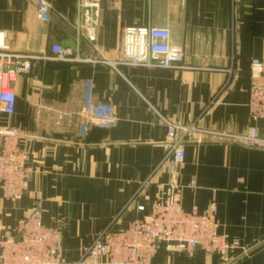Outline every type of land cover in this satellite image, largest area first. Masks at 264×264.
<instances>
[{"label":"crops","instance_id":"0c3cea01","mask_svg":"<svg viewBox=\"0 0 264 264\" xmlns=\"http://www.w3.org/2000/svg\"><path fill=\"white\" fill-rule=\"evenodd\" d=\"M76 20V0H0L11 50L38 57L13 84L15 114L0 116L32 154L23 198L0 196V241L38 209L64 234L63 264H76L114 219L123 229L149 217L170 182L169 165L159 167L167 130L157 111L196 128L177 169V200L187 212L215 207L232 248L222 260L162 247L152 264H264V149L215 135L255 128L264 137V120L248 112L250 62L264 59V0H107L94 43L78 36ZM148 25L170 30L185 69L112 64L123 30ZM58 43L93 62L55 60ZM102 103L113 108L112 122L93 116Z\"/></svg>","mask_w":264,"mask_h":264},{"label":"built area","instance_id":"2783aa9c","mask_svg":"<svg viewBox=\"0 0 264 264\" xmlns=\"http://www.w3.org/2000/svg\"><path fill=\"white\" fill-rule=\"evenodd\" d=\"M105 1L76 0L78 36L91 43L96 41L101 5ZM7 39V31L0 30V116L11 117L17 103L13 84L31 71L33 61L38 57L13 52ZM51 52L58 61L93 62L80 58L60 43L52 45ZM121 52L120 60L112 63L114 66L186 68L185 52L171 44V33L166 28L148 25L124 29ZM147 95L151 97L153 94ZM143 98L149 104L146 97ZM92 112L102 122L114 120L113 108L109 104H97ZM155 112L167 130L166 154L159 167L169 165L170 182L159 187L162 201L153 206L149 217L137 219L126 228L118 229L114 219L95 237L76 264H152L164 243L167 248L177 251L200 248L222 260L230 252L232 246L220 233L215 207L205 213H199L197 208L187 212L177 200V169L184 165V144L196 128L173 123ZM248 112L252 121L264 120V59L252 58L250 62ZM215 135L244 147L264 149V137L255 128L242 135ZM31 160L32 154L20 145L16 129L4 128L0 123V196L10 201L23 198L32 179ZM139 209L144 210L143 207ZM63 243V232L47 227L41 211L35 209L18 223L14 233L0 241V264H63Z\"/></svg>","mask_w":264,"mask_h":264},{"label":"water","instance_id":"95a60500","mask_svg":"<svg viewBox=\"0 0 264 264\" xmlns=\"http://www.w3.org/2000/svg\"><path fill=\"white\" fill-rule=\"evenodd\" d=\"M65 45H66L67 48H74V46L71 45V44L66 43ZM172 245H176V244H175V243H172ZM163 247H167V244L164 243V244H163ZM250 252H251V251H250ZM234 262H236V261H234ZM234 262H232V263H230V264H233Z\"/></svg>","mask_w":264,"mask_h":264}]
</instances>
